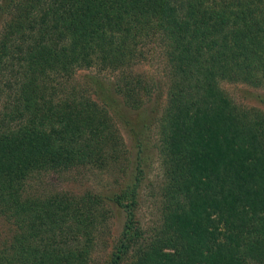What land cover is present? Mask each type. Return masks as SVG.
<instances>
[{
  "label": "trees",
  "instance_id": "1",
  "mask_svg": "<svg viewBox=\"0 0 264 264\" xmlns=\"http://www.w3.org/2000/svg\"><path fill=\"white\" fill-rule=\"evenodd\" d=\"M0 22V264H91L108 205L124 216L108 264H264V112L220 86L264 88V0H10ZM147 42L164 54L154 85L131 72ZM93 71L117 75L110 97ZM154 94L166 184L150 237L141 145L116 191L29 195L36 176L117 160L112 97L139 110Z\"/></svg>",
  "mask_w": 264,
  "mask_h": 264
},
{
  "label": "rangeland",
  "instance_id": "2",
  "mask_svg": "<svg viewBox=\"0 0 264 264\" xmlns=\"http://www.w3.org/2000/svg\"><path fill=\"white\" fill-rule=\"evenodd\" d=\"M10 0H0V8ZM4 17H1L3 21ZM0 22V30L2 27ZM144 44L140 48L139 60L133 62L132 73L140 74L148 83L154 85L162 82L165 75V61L163 49L158 43ZM83 75H94L104 83V97L113 93V83L116 74L113 72H83ZM221 88L228 93L233 102L238 106L257 109L264 112V88H256L243 83L220 82ZM108 90L110 92H108ZM114 105V123L121 138L117 150L118 159L111 161L104 170L83 168L65 174H43L36 176L28 185L29 195L45 196L60 191H75L82 189L81 185L88 186L95 191L106 194L118 190L125 182L136 173L139 148L144 160L143 179L139 191V207L137 219L147 237H150L162 223V190L166 184L165 171L162 166L159 139L162 114L166 105L164 95H152L145 99L144 106L139 110L126 107L119 96L112 97ZM109 212L106 221L100 226L97 243L91 253V264H108L113 252V247L120 237L124 216L122 211L114 205L105 208ZM12 228L0 217V243L10 237ZM101 232V233H100ZM134 253L131 251L119 264H134Z\"/></svg>",
  "mask_w": 264,
  "mask_h": 264
}]
</instances>
